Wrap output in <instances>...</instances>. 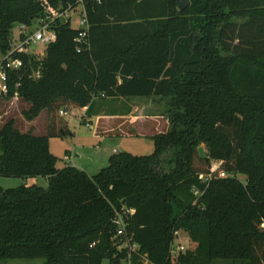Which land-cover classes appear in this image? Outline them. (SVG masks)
Listing matches in <instances>:
<instances>
[{
	"label": "trees",
	"instance_id": "trees-1",
	"mask_svg": "<svg viewBox=\"0 0 264 264\" xmlns=\"http://www.w3.org/2000/svg\"><path fill=\"white\" fill-rule=\"evenodd\" d=\"M86 1L85 38L59 20L45 56L8 72L3 98L30 104L27 121L46 110L48 131L6 123L0 176L49 186L0 187V261L264 264V0H188L184 11L177 0ZM75 2L0 0L3 55L16 25ZM132 97L165 102L153 154H114L93 175L58 166L50 139L72 135L62 111ZM180 231L193 248L174 256Z\"/></svg>",
	"mask_w": 264,
	"mask_h": 264
},
{
	"label": "rangeland",
	"instance_id": "rangeland-1",
	"mask_svg": "<svg viewBox=\"0 0 264 264\" xmlns=\"http://www.w3.org/2000/svg\"><path fill=\"white\" fill-rule=\"evenodd\" d=\"M28 28L30 32L38 29L37 22L31 26L16 25L12 30V38L14 43H20L21 29ZM73 27H78V20L75 18ZM15 45V44H14ZM47 44L39 42L28 48V54L35 55L39 58L45 56ZM6 55L0 50V60ZM160 100V99H157ZM156 100L141 99L140 101H127L120 104L117 100H96L91 106V112L85 113L82 110L70 108L66 115H61L68 122L72 135L65 138H51L50 151L56 155L60 161V168L70 165L80 167V169L93 175L98 173L102 168L108 165L109 158L114 154L131 153L138 156H147L154 153L155 145L151 136L157 133H163L165 129L163 115L166 111L165 102L160 100L157 104ZM30 104L26 103L20 97L12 99L0 98V129L9 121H15V127L22 133H32L34 135H46L48 131L47 111H44L35 121L28 122L23 116V112L28 110ZM145 109L147 112H157L161 120H157L155 116L149 121V130L142 135H137L142 129L120 127L117 125L119 121L109 123L106 118H97L92 116L93 113L103 111L105 113H130L134 108V115L140 112L138 108ZM145 111V112H146ZM153 118V115H151ZM90 122V123H88ZM160 122V123H159ZM165 122L167 123L166 119ZM78 156V157H77ZM216 164V163H214ZM244 179L241 175H233ZM204 181L205 178H202ZM39 186L48 188V180L44 177H1L0 187L3 189L17 188L20 186ZM183 247L186 251L193 248L190 237L184 232H178L173 246L174 256L180 252L179 248ZM0 264H46L43 259L34 260H1ZM103 264H109V260H105ZM129 264V262H123ZM146 264V263H145ZM216 264H230L226 261H219Z\"/></svg>",
	"mask_w": 264,
	"mask_h": 264
},
{
	"label": "built area",
	"instance_id": "built-area-1",
	"mask_svg": "<svg viewBox=\"0 0 264 264\" xmlns=\"http://www.w3.org/2000/svg\"><path fill=\"white\" fill-rule=\"evenodd\" d=\"M100 2L101 0H97ZM75 18L78 20L77 29L80 30V38L83 39L87 36L89 31V21L87 15V1L86 0H76L75 4H69L67 8H57L49 9L46 11L44 17L37 20L36 31L30 32L28 28L23 27L21 29L20 43L13 45V49L8 55H6L2 60H0V97H5L9 93V88L7 85L8 72L17 71L23 68L24 61L22 55L28 54V48L31 45L43 42L45 44H50L55 42L57 39L56 31L53 29V24L57 21L63 23L72 24L75 22ZM36 78L40 77V74L35 75ZM66 111H62L61 115H66ZM202 178H204L202 176ZM208 180V179H205ZM199 195V193H195ZM116 223L119 225V235L123 234V221L122 218H118ZM180 252L184 250L183 247L179 248ZM148 262H146L147 264Z\"/></svg>",
	"mask_w": 264,
	"mask_h": 264
},
{
	"label": "crops",
	"instance_id": "crops-1",
	"mask_svg": "<svg viewBox=\"0 0 264 264\" xmlns=\"http://www.w3.org/2000/svg\"><path fill=\"white\" fill-rule=\"evenodd\" d=\"M141 99H151V100H156V104L157 102L159 101L160 102V98L159 97H152V98H141V97H132V98H127V99H115L119 102L120 100V104H122L123 102H127V101H132V102H136V101H140ZM157 99H160V100H157ZM161 103V102H160ZM29 107V106H28ZM144 107H142V109L138 108V110L140 111L138 113L139 116L137 115H134V109L130 112V113H105L103 111H98L96 113H93L92 116H95L97 118H100V117H104L106 118L105 120L108 121L109 123L114 122V121H119L120 123H118L117 125H120V127H128V128H134L135 130L139 129V130H143V131H139V133H137V135H142L144 133H147L149 132V121L153 120L155 116H158L157 120H161L159 116H162L163 115V112L160 113L161 115H158L157 112H147L145 109H143ZM46 111V110H44ZM42 111V113L44 112ZM146 111V112H145ZM85 112V111H84ZM41 113V114H42ZM86 113V112H85ZM40 114V115H41ZM153 115V118L152 116ZM164 118V115L163 117ZM37 119V118H36ZM35 120L33 121H28V122H31V123H35ZM47 122H48V114H47ZM90 123V122H88ZM160 123V122H159ZM165 125V129L167 128V123L165 122V119H164V124ZM151 132V131H150ZM152 133V132H151ZM78 157V156H77ZM76 167V166H75ZM80 169V167H77Z\"/></svg>",
	"mask_w": 264,
	"mask_h": 264
},
{
	"label": "water",
	"instance_id": "water-1",
	"mask_svg": "<svg viewBox=\"0 0 264 264\" xmlns=\"http://www.w3.org/2000/svg\"><path fill=\"white\" fill-rule=\"evenodd\" d=\"M179 3V8L181 11L186 10L190 6V2L188 0H177ZM200 154L202 157H206L204 148L200 149Z\"/></svg>",
	"mask_w": 264,
	"mask_h": 264
}]
</instances>
